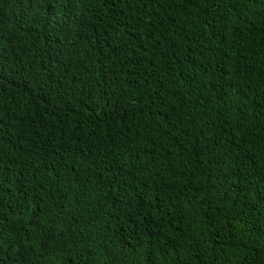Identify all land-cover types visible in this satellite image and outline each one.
<instances>
[{"label": "trees", "instance_id": "1", "mask_svg": "<svg viewBox=\"0 0 264 264\" xmlns=\"http://www.w3.org/2000/svg\"><path fill=\"white\" fill-rule=\"evenodd\" d=\"M0 264H264V0H0Z\"/></svg>", "mask_w": 264, "mask_h": 264}]
</instances>
